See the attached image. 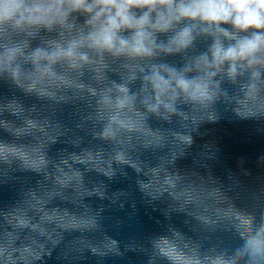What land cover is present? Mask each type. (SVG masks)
<instances>
[{
    "label": "clouds",
    "instance_id": "clouds-1",
    "mask_svg": "<svg viewBox=\"0 0 264 264\" xmlns=\"http://www.w3.org/2000/svg\"><path fill=\"white\" fill-rule=\"evenodd\" d=\"M8 185L0 264H264V0H0Z\"/></svg>",
    "mask_w": 264,
    "mask_h": 264
},
{
    "label": "water",
    "instance_id": "water-1",
    "mask_svg": "<svg viewBox=\"0 0 264 264\" xmlns=\"http://www.w3.org/2000/svg\"><path fill=\"white\" fill-rule=\"evenodd\" d=\"M207 127L214 129L212 135L222 146L223 155L230 163L234 162L236 157L243 154L252 156L261 147V142L258 138L254 141L251 140L252 126L250 123H229L225 121L219 125H208ZM113 187L119 188L121 185L115 184ZM15 195L16 189L14 186H0V205L12 201ZM111 215L123 217L125 213L114 211ZM151 215L155 217L159 214L152 213ZM177 223L179 224V221H177ZM155 230H158V226L155 224L154 220L150 219L149 215L145 213V209L140 207L135 220L129 222V224L123 228L120 238L128 235L148 233ZM109 232L114 235L111 229H109ZM47 264H60V262L55 259V253ZM80 264H96V258L89 256L88 259L81 261ZM103 264H141V258L129 253L123 260L119 258H106Z\"/></svg>",
    "mask_w": 264,
    "mask_h": 264
}]
</instances>
